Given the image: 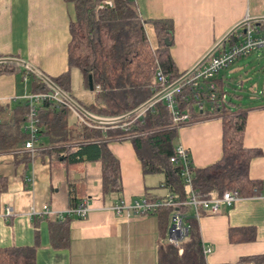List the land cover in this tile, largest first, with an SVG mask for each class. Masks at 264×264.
Wrapping results in <instances>:
<instances>
[{
    "label": "crops",
    "instance_id": "obj_1",
    "mask_svg": "<svg viewBox=\"0 0 264 264\" xmlns=\"http://www.w3.org/2000/svg\"><path fill=\"white\" fill-rule=\"evenodd\" d=\"M138 4L153 48L158 41L152 21H173L170 52L180 72L190 70L235 25L264 16V0H139ZM74 18V5L65 0H0V57L25 59L49 77L63 74L69 69V27ZM243 34V28L238 30L221 49ZM226 79L225 74H218L215 82L225 85ZM78 85L87 90L82 77ZM31 90L32 78L22 70L0 75V123L4 116L10 122L15 119L13 114L27 102ZM72 90L82 102L93 98L92 93L91 98L85 92L76 93L74 82ZM200 105L204 110L212 108L208 99L197 103V110H202ZM247 109L244 144L262 153L252 159L249 173L252 179L264 180V103ZM26 124L23 119L22 129L27 133ZM41 141L36 142L35 153L25 148V142L0 153V172L8 184L0 195V246H34L35 264H158L160 244L168 240L160 213L127 215L112 209L122 200H157L170 194L163 174L160 182L166 193L158 190L154 173L143 172L132 141L107 142L120 162L121 176V190L109 193L103 191L100 161L55 171L51 156L41 152ZM177 145L189 151L194 166L214 164L223 154L222 117L215 114L182 125ZM79 178L87 182L92 210L87 217L61 218L58 213L71 208V183ZM45 205L51 212L40 213ZM197 221L203 245L213 247L204 253L207 263L264 264L262 198H242L231 207L222 204L218 213L203 214Z\"/></svg>",
    "mask_w": 264,
    "mask_h": 264
},
{
    "label": "trees",
    "instance_id": "obj_2",
    "mask_svg": "<svg viewBox=\"0 0 264 264\" xmlns=\"http://www.w3.org/2000/svg\"><path fill=\"white\" fill-rule=\"evenodd\" d=\"M65 1L72 3L75 8V18L71 20L69 27V69L50 78L89 112L114 117L136 109L155 94L151 86L158 67L171 84L185 74L179 71L170 52L174 43L172 20L152 21L158 41V46L153 48L146 33V20L139 12V0ZM20 70L32 78V94L55 93L46 82L25 68L0 64V75ZM74 70L81 74L84 88L93 94L88 103L80 101L74 95ZM90 75L93 77V90L89 85ZM216 92L218 94L214 100L209 99L208 91L200 96L202 100L211 101V110H197L195 105L199 103V99L189 85L181 84L180 91L174 94L177 109L188 113L191 120L215 114L222 117V157L203 168L194 166L191 160L189 170L192 185L201 194L218 189L220 192L238 191L244 197H253L264 192V180L252 179L249 173L252 159L262 154L260 150L248 148L244 144L249 109L240 103L225 100L223 83L217 85ZM29 109L27 99L13 114L15 121L10 122L6 116L2 118L0 153L24 143L27 135L30 137L29 132L22 129V120H28ZM37 117V137L38 140L43 139L39 144L43 149L41 152H47L51 156V166L55 171H68L75 165L100 161L104 193L119 191L120 162L108 149L107 142L128 139L135 147L143 172L163 174L164 185L175 200L187 199L183 176L185 166L181 160L171 162V157L177 153L181 126L175 124L166 100L159 99L140 116L117 125H109L106 129L103 128L106 125L89 121L69 104L53 98H43L37 103ZM128 122L129 126L119 127ZM11 124L16 128H12ZM7 186V178L0 172V195L7 190ZM71 188V207L88 199L89 188L84 179L73 180ZM176 210L185 215L189 233L178 244L169 240L161 242L158 264H206L200 227L192 207H162L158 213L163 226L168 228L170 216ZM231 235H234V230ZM0 264H35V247L0 246Z\"/></svg>",
    "mask_w": 264,
    "mask_h": 264
},
{
    "label": "built area",
    "instance_id": "obj_3",
    "mask_svg": "<svg viewBox=\"0 0 264 264\" xmlns=\"http://www.w3.org/2000/svg\"><path fill=\"white\" fill-rule=\"evenodd\" d=\"M221 48L216 53H214L206 63L198 68L188 79L181 83L191 86V88L196 92V97L199 99V102L202 101V99H200V96L204 91H208L210 100H214L217 98V84L214 79L220 71L229 68L239 59L251 54L252 51L259 48H264V23L262 22L248 24L246 26V31H244V34L239 41L232 44L228 48ZM170 84L171 83L169 82L168 77L163 73L162 69L158 67L154 80L152 82L151 89L155 92V94H157L158 92L167 88ZM181 84L169 90L160 98L167 101L168 107L174 117V122L177 126H182L191 122L189 114L181 112L175 105L174 94L180 91ZM43 98H53L59 102L66 103V101L56 92L53 94H30L27 96L30 109L29 113L27 114L28 120L26 129L28 130L30 137L25 143V148L30 150L32 153L38 151V148L35 145L38 141L37 124L39 121L37 117V103ZM200 109H203L202 105H200ZM142 113H140V115ZM129 125L130 123L128 122L123 125H119V127L125 128ZM107 126L109 125H106L103 128L106 129ZM179 160H181L185 166L183 176L186 181V191L188 194L186 200L177 201L172 194H169L165 198L158 200H149L146 198L135 199L131 202L122 200L116 205L112 206V209L119 214L149 215L157 213L162 207L189 205L194 210V216L201 217L203 214L218 213L222 204H226L227 206L231 207L239 199L246 198L242 196L238 191L231 190L220 192L218 189H214L205 194L197 192V190H195L192 185L191 172L189 170L191 157L189 151L182 146H177L176 155L171 157V162L173 163H177ZM253 197H259L264 200V192ZM91 210L92 209L88 200L85 199L76 207H71L64 212L58 213V215L61 218H64L71 214L77 215L78 217H87ZM49 212H51L49 207L45 205L43 207V212L40 213ZM171 215L173 222L169 227L168 240L178 244L188 236L189 224L185 222V215L183 213H180L176 210ZM212 248L213 247L210 245H203V251L205 254H208L212 250Z\"/></svg>",
    "mask_w": 264,
    "mask_h": 264
},
{
    "label": "water",
    "instance_id": "obj_4",
    "mask_svg": "<svg viewBox=\"0 0 264 264\" xmlns=\"http://www.w3.org/2000/svg\"><path fill=\"white\" fill-rule=\"evenodd\" d=\"M262 22H264V16L250 17L241 21L240 23L235 25L229 32H227V34H225L190 70L185 72V74L182 77H180L177 81L170 84L164 90L153 95L149 100H147L145 103H143L136 109L127 112L125 114H122L120 116H114V117L99 116L89 112L79 102H77L73 97H71L67 92H65L62 88H60L47 74L42 72L39 68H37L31 62L25 59L15 56H4V57H0V64H12L25 68L26 70H28L29 72L33 73L34 75L42 79L44 82H46L56 93H58L66 101L67 104H69L77 113H79L89 121L100 125H113V124H119L121 122H124L130 118L139 115L144 110L152 106L166 92L180 85L182 82L188 79L198 68H200L204 63H206L209 60V58L214 53H216L238 30L243 28L244 31H246V26L248 24L262 23ZM89 85H90V89L93 90L94 89L93 77L91 75L89 78Z\"/></svg>",
    "mask_w": 264,
    "mask_h": 264
},
{
    "label": "rangeland",
    "instance_id": "obj_5",
    "mask_svg": "<svg viewBox=\"0 0 264 264\" xmlns=\"http://www.w3.org/2000/svg\"><path fill=\"white\" fill-rule=\"evenodd\" d=\"M218 74H225L227 77L224 85L227 100L240 103L245 108L264 103V48L260 51H252L251 54L239 59L229 68L220 71ZM80 79L81 75L79 71L74 70L73 82L76 93L81 95L85 92L86 97L91 98L90 91H84L79 87ZM154 176L159 180L157 183L158 190L166 193L160 182L163 178L162 174L154 173ZM169 222L170 224L165 235L166 239L169 238V227L173 222L171 217Z\"/></svg>",
    "mask_w": 264,
    "mask_h": 264
}]
</instances>
